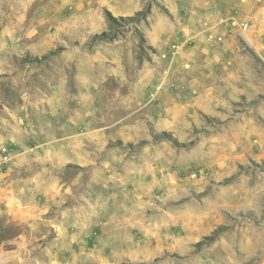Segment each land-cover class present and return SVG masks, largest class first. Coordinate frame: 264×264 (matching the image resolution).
Returning a JSON list of instances; mask_svg holds the SVG:
<instances>
[{
  "label": "rangeland",
  "instance_id": "obj_1",
  "mask_svg": "<svg viewBox=\"0 0 264 264\" xmlns=\"http://www.w3.org/2000/svg\"><path fill=\"white\" fill-rule=\"evenodd\" d=\"M0 264H264V0H0Z\"/></svg>",
  "mask_w": 264,
  "mask_h": 264
}]
</instances>
